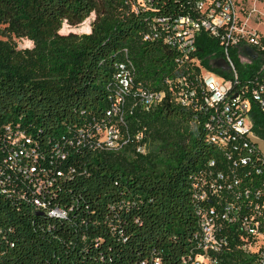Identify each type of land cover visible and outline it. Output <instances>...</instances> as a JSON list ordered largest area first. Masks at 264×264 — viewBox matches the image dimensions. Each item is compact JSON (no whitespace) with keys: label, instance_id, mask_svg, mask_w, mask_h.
Listing matches in <instances>:
<instances>
[{"label":"trees","instance_id":"16d2710c","mask_svg":"<svg viewBox=\"0 0 264 264\" xmlns=\"http://www.w3.org/2000/svg\"><path fill=\"white\" fill-rule=\"evenodd\" d=\"M92 13L89 33H60L64 22L76 27ZM188 13L183 0H154L150 9L137 0H0V264H193L202 254L191 181L221 154L205 141L207 110L176 104L164 82L194 78L200 97L205 69L231 76L214 66L223 54L206 33L197 38L201 65L193 69L179 66L161 40H144L156 17ZM13 38L33 47L20 49ZM261 52L249 65L235 56L241 86L264 79ZM123 60L135 69L134 91H163L165 99L146 111L129 97L122 119H110L121 148H89L88 130L109 121L110 85ZM250 116L264 141V113L253 104ZM17 131L35 154L13 163L38 169L41 194L12 177L8 139ZM148 137L160 144L161 156L137 151ZM34 197L47 208H36ZM52 209L65 217L51 216ZM231 242L211 254L215 264H260Z\"/></svg>","mask_w":264,"mask_h":264},{"label":"built area","instance_id":"2783aa9c","mask_svg":"<svg viewBox=\"0 0 264 264\" xmlns=\"http://www.w3.org/2000/svg\"><path fill=\"white\" fill-rule=\"evenodd\" d=\"M153 1L137 0V3L142 9H150ZM183 1L189 13L156 17L144 40H161L176 53L179 66L193 69L201 65L195 55L197 38L201 33H206L219 43L222 58L229 67L226 72L231 76L225 79L205 69L198 79L200 97L194 78H182L176 82L166 79L164 82L176 104L193 109L200 105L207 110L205 141L221 154L220 160H210L204 171L191 181V195L199 218V230L194 239L202 251L193 264H215L216 259L211 254L217 256L222 253L232 240H238L240 248L247 253H255L258 262L264 264V151L259 145V141L263 140L254 133L250 116L253 104L264 113V79H255L241 86L235 61V56L243 65L254 61L244 53L246 47L251 48L258 58L262 57L264 37L248 29L241 17L243 9L238 0ZM260 14L264 18V10ZM134 80L135 69L129 60L115 65L110 85L112 104L106 113L109 121L104 125L95 124L88 130L85 145L89 148L109 151L121 148L119 132L111 125L110 119H122L123 107L129 97L139 101L146 111L165 99L163 91H134ZM22 140L25 142L22 143ZM8 142L14 148L10 163L14 173L12 177L22 176L31 194H41L43 184L38 180V169L34 165L13 163L16 159L20 161L21 157L29 158L35 154V149L30 147L31 140L23 132L17 131L13 137H9ZM137 151L145 153L144 147H139ZM60 157L64 159L65 155L61 154ZM5 178L10 181L11 174L7 173ZM51 183L47 178L46 184ZM4 189L1 187L5 192ZM33 204L38 209L48 206L38 197L33 198ZM48 213L60 218L66 215L60 209H52Z\"/></svg>","mask_w":264,"mask_h":264},{"label":"rangeland","instance_id":"374dc122","mask_svg":"<svg viewBox=\"0 0 264 264\" xmlns=\"http://www.w3.org/2000/svg\"><path fill=\"white\" fill-rule=\"evenodd\" d=\"M238 3L239 6L243 9L241 17L243 21L246 22L248 29L256 31L264 37V18L262 14H260L264 10V7L262 8L264 0H238ZM94 19L95 14L92 13L86 21L76 27H71L66 22H64L60 33H89L91 30V23L94 21ZM13 40L17 43L18 48L20 49L33 47V42L28 39L13 38ZM259 145L264 151V141H259ZM144 149L146 154L154 153L155 155L161 156L160 144L157 141H153L150 137L147 138Z\"/></svg>","mask_w":264,"mask_h":264},{"label":"water","instance_id":"95a60500","mask_svg":"<svg viewBox=\"0 0 264 264\" xmlns=\"http://www.w3.org/2000/svg\"><path fill=\"white\" fill-rule=\"evenodd\" d=\"M244 53L249 56L251 59L256 60L258 59V56L253 52V50L249 47H246L244 49ZM214 66L217 67L218 69H221L223 71H228L229 67L225 61V59H219L214 63Z\"/></svg>","mask_w":264,"mask_h":264}]
</instances>
